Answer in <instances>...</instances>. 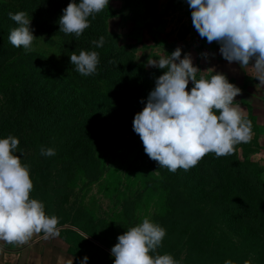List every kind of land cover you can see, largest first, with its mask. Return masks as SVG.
<instances>
[{
  "label": "trees",
  "instance_id": "1",
  "mask_svg": "<svg viewBox=\"0 0 264 264\" xmlns=\"http://www.w3.org/2000/svg\"><path fill=\"white\" fill-rule=\"evenodd\" d=\"M14 1L18 10L13 12L0 5V87L8 86V98L0 109V138L11 135L19 139L16 151L18 155L22 153L21 163L30 171L31 197L44 204L47 215L58 218V229L68 225L78 232L59 231L57 238L66 251L76 258L88 256V264L102 260L113 263V258L85 240L81 233L111 251L117 243L114 229L104 217L88 209L66 207V190L70 182L79 181L84 187L100 184L113 160L114 141L124 132H128L129 141H137L129 152L143 156L142 141L133 131L132 122L135 114L145 106L141 101L147 100L146 88H154L155 79L163 72L143 70L144 67L128 59L125 52L113 50L107 34L109 6L94 14V18L89 17L90 27L76 37L59 32L57 23L71 0ZM147 1H151V5L157 2ZM186 6L190 9L187 2ZM19 11L32 18L35 30L58 38L65 58L62 70L38 55L23 53L8 42L9 32L17 27L9 13ZM101 36L104 46L97 48L92 41ZM81 50L99 54V64L93 75L85 77L70 64L72 52L78 55ZM253 132L251 126V134ZM248 143L237 144L227 156L206 154L195 167L184 170L179 179L177 171L165 173L161 170V179L152 177L143 187L153 194L159 191L165 194L162 214L157 210L153 212L154 206L149 210L146 205V212H153L149 219L166 229V236L155 254H170L179 264H225L227 260L232 264H264V239L247 233L237 241L219 229L222 222H230V213L236 209L231 201L225 202L221 194L226 184L225 174L228 173L229 183L242 180L250 188L251 195L256 192L264 195L261 170L246 160L249 152L244 148ZM41 148H53L55 155L42 156ZM143 158L157 165L147 154ZM194 177L217 186V197L207 211L197 205L200 189ZM245 190L247 188L238 189V202L243 208L248 196ZM115 192L123 196L122 229L141 223L143 219H139L137 213L138 208L145 207L142 195L146 191H140V196L133 195L132 200L120 187ZM117 195H112L116 202ZM257 210V215L263 216L264 205L258 204ZM196 213L199 214L194 215ZM73 264H78L77 260Z\"/></svg>",
  "mask_w": 264,
  "mask_h": 264
},
{
  "label": "clouds",
  "instance_id": "2",
  "mask_svg": "<svg viewBox=\"0 0 264 264\" xmlns=\"http://www.w3.org/2000/svg\"><path fill=\"white\" fill-rule=\"evenodd\" d=\"M110 0H71L58 20L59 32L79 37L90 27L89 17L108 7ZM194 29L211 44L216 42L222 58L229 64L249 68L258 85L264 86V0H186ZM17 27L8 42L31 51L38 38L31 27L32 18L24 11L9 13ZM104 37L93 40L97 48ZM207 56V54H202ZM70 64L87 77L97 71L96 51L72 52ZM148 64L162 70L148 94L142 111L135 114L133 131L140 137L144 151L159 168L175 173L195 167L208 153L217 157L233 153L240 143L252 138L251 124L235 98L241 94L227 76L209 68L194 66L190 54L177 47ZM197 73H201L197 79ZM191 82L192 87L188 86ZM19 139L0 138V242L24 244L34 235L44 239L59 236L56 216L45 212L44 204L31 197L33 182L29 168L17 155ZM41 155H55L53 148H41ZM166 236V229L145 217L138 225L117 237L111 248L113 264H179L170 254H155ZM84 256L80 264H88ZM73 264V261L71 262ZM225 264H232L231 260Z\"/></svg>",
  "mask_w": 264,
  "mask_h": 264
},
{
  "label": "rangeland",
  "instance_id": "3",
  "mask_svg": "<svg viewBox=\"0 0 264 264\" xmlns=\"http://www.w3.org/2000/svg\"><path fill=\"white\" fill-rule=\"evenodd\" d=\"M156 1L155 5H151V1L147 0H110L108 6L111 10L106 20L107 34L113 44V50L125 52L128 59H132L134 63L144 67L141 69H146L148 72L158 69L150 66L148 62L173 52L177 48L175 39H179L182 42L185 39L184 36L190 35L194 30L191 9L187 8L185 0ZM0 5H5V9L8 11L18 10V4L14 0H0ZM31 27L34 29L32 25ZM34 35L38 39L33 42L32 50L26 52L21 47L22 52L38 55L54 63L62 70L65 58L61 54L62 49L58 38L35 29ZM195 39L197 43L194 44L193 52L198 53L204 49L210 53L212 52L213 56L211 59L202 62L203 65H199L196 62L194 66L201 71L213 68L217 72V69L224 63L221 60L223 59L222 56L217 53L219 49L218 43L212 42L209 44L206 38L199 36L198 32ZM221 69L222 71L219 72L225 74L229 80L232 74H227L226 66ZM200 75L201 73H197V79L200 78ZM229 82L234 85L236 83L235 79L233 81L229 80ZM188 88L190 90L191 86H188ZM152 89L151 87L146 88L147 95ZM253 91H255V88ZM7 93L8 86L0 87V109L6 103ZM235 101L240 106L245 105V98L242 93L236 97ZM251 113V111L249 113L244 111V118L254 127L250 140L252 142H249L248 147L244 148L246 153L247 151L249 152L248 159H244L257 165L258 170H261L260 175L264 182V117L261 115L264 113H258L260 114L258 118L251 115ZM128 138V132H124L114 141L115 153L112 157L113 160L109 163V168L100 184L95 183L84 187L79 181L73 184L70 182L66 190V207L76 208L77 210L85 208L95 215L104 217L110 227L114 229V236L116 235L117 237L124 234L127 229H122L123 221L120 207L124 202L122 201L123 196L116 194V188H122L123 193L127 197L131 196V200L133 195L138 194L140 196V191H146L142 195L145 207L138 208L137 216L141 220L145 217L149 218L155 210L160 212V214L164 212L165 194L160 191L157 194H153L150 190H144L143 187L148 185L152 177H160L159 172L161 170L165 173L170 172L167 168H159L158 162L154 166L149 159L143 158L146 154L143 143L141 145L143 156L139 157L134 151L129 152V148L136 145L137 141L136 139L129 141ZM238 153L241 160L240 151ZM177 172L176 178L179 179L184 170L178 169ZM226 175L228 173L223 176L226 184L222 187L221 194H223L224 201H231L236 206V209L230 213V222H222L219 229L237 241L244 238L247 233L257 234L264 239V210L262 212L263 216L257 215L258 204L262 203L264 205V195L257 192L255 195H251L250 188L248 189L242 180H232L229 183ZM194 178L195 182L199 183L200 189L197 205L202 211H207L217 197V186L212 184V182H207L206 184L203 181H199L198 178ZM153 186H155L154 183ZM243 188H247L245 192L248 194L247 199L243 203L244 208L242 203L238 202L240 193L238 189ZM148 192L150 194L145 198ZM112 195H117L118 202ZM146 205L149 210L154 206L151 214L146 212ZM239 207H242L243 210L241 211ZM62 230L77 232L68 225L59 228V231ZM81 236L91 244L101 248L105 254L111 257V251L82 233ZM43 237L44 234L42 233L36 234L24 244L0 242V264H71L75 260L80 264V260L83 257L80 256L77 259L75 255H70L59 238L44 239ZM107 261L110 262L109 260ZM107 261L102 260L97 264H107ZM91 262L89 264H93Z\"/></svg>",
  "mask_w": 264,
  "mask_h": 264
},
{
  "label": "crops",
  "instance_id": "4",
  "mask_svg": "<svg viewBox=\"0 0 264 264\" xmlns=\"http://www.w3.org/2000/svg\"><path fill=\"white\" fill-rule=\"evenodd\" d=\"M196 33L197 31L194 29L190 35L184 36L185 39L184 41L182 40V42L179 39H175V45L176 47L182 49V54H190L192 59H194V64L198 62L199 65H203L202 62L211 59L213 54L212 52L210 53L209 51L204 49L202 51H199L198 53L193 52L194 44L197 43L195 39ZM205 51L209 52V57L202 55L205 53ZM217 53L219 56H222L219 49ZM221 60H223L224 63L223 65H221V67L217 69V72L222 71L221 68H224V66H226V70L228 72L227 74H232L229 77V80L233 81V79H235V86L241 89V93L245 98V105H242L241 107L247 113L251 111V115L258 118V115H260L258 113H264V86L258 85L259 81L255 80V75L251 72L249 68H241L239 64H229L226 60ZM254 88L255 91H253ZM261 115L264 117V114Z\"/></svg>",
  "mask_w": 264,
  "mask_h": 264
},
{
  "label": "built area",
  "instance_id": "5",
  "mask_svg": "<svg viewBox=\"0 0 264 264\" xmlns=\"http://www.w3.org/2000/svg\"><path fill=\"white\" fill-rule=\"evenodd\" d=\"M205 53L207 54L206 57H209V56H210L209 52L205 51ZM205 53H204V54H205Z\"/></svg>",
  "mask_w": 264,
  "mask_h": 264
}]
</instances>
